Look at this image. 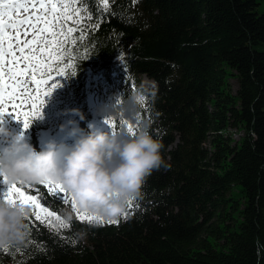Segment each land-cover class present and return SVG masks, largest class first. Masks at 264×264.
Segmentation results:
<instances>
[{"label": "trees", "instance_id": "16d2710c", "mask_svg": "<svg viewBox=\"0 0 264 264\" xmlns=\"http://www.w3.org/2000/svg\"><path fill=\"white\" fill-rule=\"evenodd\" d=\"M73 3L85 35L73 33L58 97L84 111L97 83L116 130L147 122L163 163L118 224L47 197L68 226L27 218L26 243L0 247V264H264V0Z\"/></svg>", "mask_w": 264, "mask_h": 264}, {"label": "clouds", "instance_id": "9594fccd", "mask_svg": "<svg viewBox=\"0 0 264 264\" xmlns=\"http://www.w3.org/2000/svg\"><path fill=\"white\" fill-rule=\"evenodd\" d=\"M104 110L110 113L112 105ZM64 111L85 118L79 107ZM60 128L73 137L71 143L50 137L37 149L22 131L0 125V174L25 185L41 179L59 182L81 209L112 217L139 195L145 177L163 163L161 139L152 135L147 122L134 134L92 127L91 123L85 131L70 116ZM30 214V206L0 198V245L26 243Z\"/></svg>", "mask_w": 264, "mask_h": 264}, {"label": "snow or ice", "instance_id": "6c2138e0", "mask_svg": "<svg viewBox=\"0 0 264 264\" xmlns=\"http://www.w3.org/2000/svg\"><path fill=\"white\" fill-rule=\"evenodd\" d=\"M105 4L107 0H102ZM19 9H25L28 14L20 15ZM81 9L73 0H0V119L2 114L11 112L14 118L23 121L27 128L34 117L42 115L41 109L45 103V94L60 83L54 79L59 74H67L69 67L75 71L74 62L70 57V45L77 37L73 33L77 27L81 29L80 38L85 35V21ZM91 16V13H88ZM98 27V25H92ZM23 33V34H22ZM87 58V57H86ZM110 128L116 130V120L105 116ZM121 129L127 126L129 133H135L134 126L121 118ZM4 180L8 187L2 199L15 203L19 201L30 205L37 221L45 222L49 227L58 229L67 227L64 217L41 203V193L26 191L23 183L9 179ZM40 185L47 186V193L71 202L75 215L81 220L104 223V217L81 209L75 197L59 182L41 179ZM29 189L34 184H28ZM125 218L127 214L125 213ZM52 217L59 222L54 224ZM30 219V215L28 216ZM107 222H116L109 219ZM5 251L9 245H0Z\"/></svg>", "mask_w": 264, "mask_h": 264}, {"label": "rangeland", "instance_id": "374dc122", "mask_svg": "<svg viewBox=\"0 0 264 264\" xmlns=\"http://www.w3.org/2000/svg\"><path fill=\"white\" fill-rule=\"evenodd\" d=\"M260 48H262V47H260ZM143 79H144L145 82H148V81H149V79L145 78L144 76H143ZM150 83H151V82H150ZM232 86H233V89L235 88L234 90L237 89V82H236L235 79H232ZM238 132H239V131H236V132L234 133V135H233L234 138H236V139L239 138V136H240V134H241V133H238Z\"/></svg>", "mask_w": 264, "mask_h": 264}, {"label": "bare ground", "instance_id": "6f19581e", "mask_svg": "<svg viewBox=\"0 0 264 264\" xmlns=\"http://www.w3.org/2000/svg\"><path fill=\"white\" fill-rule=\"evenodd\" d=\"M235 89V88H234Z\"/></svg>", "mask_w": 264, "mask_h": 264}]
</instances>
